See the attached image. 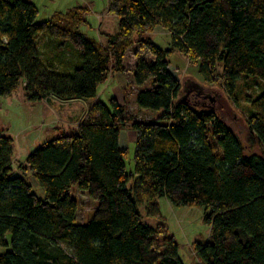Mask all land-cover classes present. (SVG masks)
I'll return each instance as SVG.
<instances>
[{
	"label": "trees",
	"instance_id": "obj_1",
	"mask_svg": "<svg viewBox=\"0 0 264 264\" xmlns=\"http://www.w3.org/2000/svg\"><path fill=\"white\" fill-rule=\"evenodd\" d=\"M80 11L36 22L31 0H0V97L22 85L29 102L93 101L73 132L25 158L22 169L43 198L14 173L11 138L0 131V264H183L174 239L164 234L159 242L137 210L145 205L155 216L157 198L203 209L209 238L193 245L201 264H264V0H108L118 23L105 46L80 32ZM154 27L168 33L169 48L144 35ZM133 45L142 50L130 73L136 106L159 116L131 124L134 168L126 174L119 137L127 110L96 94L111 67L124 71ZM172 51L194 62L205 83L219 77L233 102L239 78L259 80L246 115L259 153L246 154L211 108L188 101L191 93L183 98L167 60ZM73 186L96 202L83 224L68 194Z\"/></svg>",
	"mask_w": 264,
	"mask_h": 264
},
{
	"label": "rangeland",
	"instance_id": "obj_2",
	"mask_svg": "<svg viewBox=\"0 0 264 264\" xmlns=\"http://www.w3.org/2000/svg\"><path fill=\"white\" fill-rule=\"evenodd\" d=\"M37 9L36 22L48 20L54 13H65L68 10L82 8L85 11L79 12L85 22L79 30L87 37L94 39L100 45H107V35L117 32L118 20L108 12V0H31ZM148 36L155 45L162 49L170 47L168 33L160 27H154L147 31ZM143 35V36H144ZM141 49L138 46H131L125 51L122 58L123 72H118L111 67L106 80L97 87L96 98L108 104L110 98H116L117 102L123 104L127 110L125 127L120 132V146L125 149L124 169L126 174H132L134 168L133 154L135 148V133L131 128L133 121H153L159 116V112L139 109L135 103L137 89L131 84L130 73L135 58L140 55ZM169 68L172 74L178 78L181 87L186 80L197 83L203 90L202 94L192 92L189 102L197 108L209 109L238 136L242 142L245 153H259V148L250 134L246 124L247 98L255 96L261 87L259 80L255 78H239L236 86V100L233 102L226 95L222 80L216 77L213 84L205 83L197 72V66L183 54L172 51L167 57ZM215 74H222V65L217 63ZM23 86L8 97H0V131L11 138L12 167L15 174L22 175L31 186L32 192L39 198H43V192L37 186L32 173L26 168L25 158L27 155L40 146L46 140L54 138L60 133H71V128L77 126L86 116L91 108V101L83 100H60L54 97L38 102H29L25 98ZM195 97V98H193ZM71 125L70 122L76 120ZM79 121V122H80ZM79 124V123H78ZM216 154L219 149L215 139L208 138ZM137 176L128 183L133 187ZM68 194L76 200L78 209L76 220L83 224L92 215L96 202L86 194L77 189L70 188ZM157 211L155 216L145 205H137V210L144 223L152 226L158 233V241L163 240L165 234L171 236L178 246V257L183 264H201L194 253V243L204 244L209 238V227L204 224L203 209L192 206H172L165 198L155 200ZM5 251L0 249V252Z\"/></svg>",
	"mask_w": 264,
	"mask_h": 264
},
{
	"label": "water",
	"instance_id": "obj_3",
	"mask_svg": "<svg viewBox=\"0 0 264 264\" xmlns=\"http://www.w3.org/2000/svg\"><path fill=\"white\" fill-rule=\"evenodd\" d=\"M181 89H182L183 98H185L187 95H189L194 91L196 92L197 95L203 93L202 88L197 83L191 80H186Z\"/></svg>",
	"mask_w": 264,
	"mask_h": 264
},
{
	"label": "crops",
	"instance_id": "obj_4",
	"mask_svg": "<svg viewBox=\"0 0 264 264\" xmlns=\"http://www.w3.org/2000/svg\"><path fill=\"white\" fill-rule=\"evenodd\" d=\"M115 99H116V98H115ZM96 100H99V98H96ZM75 119H76V120H73L72 122H70L72 126H73V124L76 123L75 121H77V118H75ZM79 121H80V118H78L77 125H78ZM76 127H77V126H76ZM76 127H74V129L71 128V131L73 132V131L76 129Z\"/></svg>",
	"mask_w": 264,
	"mask_h": 264
}]
</instances>
